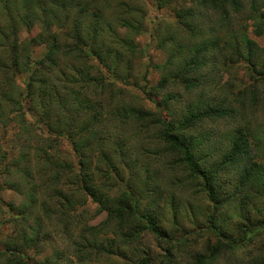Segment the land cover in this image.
<instances>
[{
    "label": "trees",
    "instance_id": "obj_1",
    "mask_svg": "<svg viewBox=\"0 0 264 264\" xmlns=\"http://www.w3.org/2000/svg\"><path fill=\"white\" fill-rule=\"evenodd\" d=\"M262 2L247 0L245 19L252 35L264 40ZM152 3L156 9L172 8L171 17L150 32L166 53L163 63L152 66L160 74L155 86H149L148 70L139 76L134 68L146 52L138 43L146 32L141 8L125 0H0V188L8 186L24 198L19 206H6L9 216L2 227L14 235L6 233L1 243L0 264H29L26 251L51 239L43 221L52 219L59 220L66 238L73 237L74 226L80 229L70 242L80 263L112 254L115 242L103 237L109 227L121 233L120 243H132L140 227L135 221H144L143 231L168 243L151 210L159 206L149 196L161 185L157 166L184 174L183 184L199 183L213 206L211 226L226 201L220 194L231 170H238L240 180L230 199L249 183L264 202V163L253 158L264 152L260 137L230 129L228 147L215 160L217 142L200 129L205 120L231 118L234 111L225 104L227 94L207 90L214 88L207 73L217 76L241 64L252 79L249 85L264 81V44L251 39L247 27L233 25L242 2ZM209 10L218 19L217 29L203 14ZM25 31L34 33L23 38ZM234 87L232 101L241 85H223L228 95ZM134 89L144 98L131 99ZM178 105L182 112L176 114ZM118 130L129 134L122 137ZM63 142L69 151L59 152ZM146 197L150 201L143 204ZM102 215L101 222L89 224ZM250 231L244 229L233 246L243 247ZM218 249L196 254L192 264H214ZM62 261L58 251L39 264ZM133 264L151 263L142 256Z\"/></svg>",
    "mask_w": 264,
    "mask_h": 264
},
{
    "label": "rangeland",
    "instance_id": "obj_2",
    "mask_svg": "<svg viewBox=\"0 0 264 264\" xmlns=\"http://www.w3.org/2000/svg\"><path fill=\"white\" fill-rule=\"evenodd\" d=\"M125 1L130 3V5L141 8V11L147 16L146 20H144L146 32L138 37L139 45L141 48H146V52L140 60L134 63V68L139 73V76L148 70L147 79L149 86H155L160 78V74L152 66L163 63L166 59V53L157 48V39L153 38L150 32L156 23L171 17L172 8L156 9L153 6V0ZM240 2H242L241 13L236 17L233 25L238 29L240 27H247L249 37L259 46H262L264 40L262 38H255L252 35L250 27L251 21H246L245 19V11L248 7L247 0H240ZM263 4L264 0L262 2ZM203 14L210 17L212 21L210 26L214 25V28L217 29L216 23L218 19H216L215 13L209 10L204 11ZM33 33L28 34L27 32H22L21 36L27 38ZM207 74H210L209 82L214 87L207 90H211L210 93L222 97L224 94H227V96H224L227 98L225 104L228 103L234 110L231 118H218L214 121L205 120L201 124L200 129L210 132L212 134V140L217 142L214 155L215 160L228 147L225 134L234 127H241L247 132H250V134L252 133L254 136L260 137V140L264 144V81H255L256 83L252 82L249 85L252 79L250 80V74H248L246 68L241 64L236 65L230 72L216 73L217 76H213L211 73ZM23 80L24 75L18 77V83L21 86ZM131 81H134V76ZM227 83H231L233 86L241 85L239 89L241 93L236 95V99L233 101L234 93H237L238 89L234 87V91L230 93L231 95H228L227 91L223 89V85ZM137 84H140V86L144 85L142 82ZM128 90H123L124 94L122 95L124 96V100L127 98L126 95L130 94ZM143 96L140 89H134V91H131L130 98H144ZM152 98L155 99L157 96H153ZM145 103L148 107H153V104L149 101H145ZM175 107L176 114L182 112V106L178 105ZM9 131L12 134L15 130L11 127ZM118 132L122 137H127L129 134V132L124 133V131L120 130ZM0 137L2 142L4 132L1 128ZM58 150L59 152L69 151L64 142L61 143ZM256 152L260 156H254L255 161L264 163L263 150ZM139 161L141 163L144 162L142 158ZM149 167L151 169L154 168L150 162ZM157 171H161V178L158 177V183L161 185L155 193H151L152 195L149 194V196L157 199L159 206H153L151 210L157 213L156 220L163 228L167 236L166 238L171 239L168 243L157 240L147 228L143 231L144 221H135V224L140 227H138L139 233L132 243L127 245L120 243L119 237L121 233L119 231L113 233L112 227H109L103 237L115 242L112 254L106 256L101 255L95 260L80 263L74 255L72 246H70V242L75 239L80 229L74 226L72 228L73 237L66 238L61 231L62 228L59 220L52 219L51 222L43 221V226L49 232L51 239L44 242L38 249H31V251L29 249L26 251L30 258L29 260L27 259L28 263L39 264L43 261H48L52 257V254L59 251L62 253V264H133L142 256H147L151 264H192L193 257L196 254L207 255L211 247L217 245L219 249L216 252L214 264H264V202L260 200V196L256 194L252 185L249 183H246L237 190L234 200L229 198L234 190V186H238L240 180L238 170H231L224 177L226 183L220 197L226 201L219 211L221 213L217 212L214 220L215 224L212 226L208 222V216L213 212V206L207 200L199 183L186 182L183 184L181 181L184 179V174L173 173L164 168L161 169L159 166H157ZM144 174L142 173V175ZM177 176H181L179 182L177 181ZM148 198L146 197L144 199L143 204L150 201ZM23 199L21 193L18 194V191L9 189L8 186L0 188V247L6 237V233L8 235H14L12 228L5 229V227H2L3 222L9 216L6 206H19ZM241 200H244L245 205L240 207ZM169 202H173L174 207H171ZM172 208H174L173 212L171 210ZM88 209L92 215L95 214L92 206ZM102 219L103 215L96 217L89 224H97ZM216 229L217 231H224L225 235L220 236L219 233L215 232ZM244 229L251 231L250 233L244 234L246 241L242 245L243 247H240V245L234 247L235 242L233 243V241H236L235 246L240 243L237 240ZM229 245L235 249L231 250ZM64 258L66 261H64Z\"/></svg>",
    "mask_w": 264,
    "mask_h": 264
}]
</instances>
